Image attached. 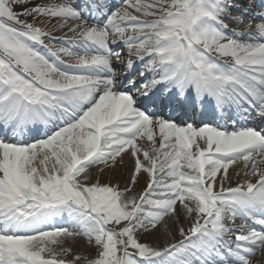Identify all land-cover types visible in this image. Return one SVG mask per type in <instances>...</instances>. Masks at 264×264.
I'll return each instance as SVG.
<instances>
[{
    "label": "snow or ice",
    "instance_id": "1",
    "mask_svg": "<svg viewBox=\"0 0 264 264\" xmlns=\"http://www.w3.org/2000/svg\"><path fill=\"white\" fill-rule=\"evenodd\" d=\"M258 253L264 0H0V264Z\"/></svg>",
    "mask_w": 264,
    "mask_h": 264
},
{
    "label": "bare ground",
    "instance_id": "2",
    "mask_svg": "<svg viewBox=\"0 0 264 264\" xmlns=\"http://www.w3.org/2000/svg\"><path fill=\"white\" fill-rule=\"evenodd\" d=\"M48 28L51 29V25H48ZM239 30L243 31L244 29L241 27ZM53 34L58 36L61 33L54 32ZM121 65H123V64L122 63L117 64L118 70H121ZM176 115L174 116V119L178 123H183V122L189 121V122L193 123L194 125H199L201 123V119H202L198 112L196 114H189L186 116H180V115L176 116ZM130 167H131L130 161L128 160L127 157H125L124 165L122 167L117 168V170L114 173L104 174V176L101 178V183H107L109 180H111L113 183L119 182L121 187H123L125 184V181L127 180V176H128V172L130 170ZM238 167H239V165H235V166H233L232 169L229 170L230 174H232V176L235 174V171L238 169ZM93 171H95V170H93ZM143 186H144V180L141 179L140 184L137 186L136 190L140 191V189ZM172 225H175V224H172ZM184 226L187 227L188 225L185 223ZM171 229H172V226H171ZM173 235H174L175 239L179 236L178 233H175V232H173ZM144 239L148 242L153 243V244H157V243L162 244L161 239H158V238L153 237V236H147V237H144ZM75 250L77 252H90L91 251L90 249H86L83 246L82 242L78 243L75 246ZM252 264H264V254L258 253L256 256L252 257Z\"/></svg>",
    "mask_w": 264,
    "mask_h": 264
},
{
    "label": "rangeland",
    "instance_id": "3",
    "mask_svg": "<svg viewBox=\"0 0 264 264\" xmlns=\"http://www.w3.org/2000/svg\"><path fill=\"white\" fill-rule=\"evenodd\" d=\"M244 2L245 3H247L248 2V0H244ZM257 3H259V0H257ZM234 27H237L235 24H230L229 25V29H232V28H234ZM122 56L124 57V60H123V62H122V64L124 65V63H126L127 62V60H128V56H127V50L126 49H123L122 50ZM133 60H135V58H133ZM138 62V61H137ZM137 66L139 67V64H137ZM123 68V66L121 67V69ZM131 76L134 78V79H136L137 80V83H139V81H140V79H138L139 77H138V72L137 71H133L132 72V74H131ZM133 91V93H135V90L133 89L132 90ZM186 122H189V121H186ZM119 168V167H118ZM230 175H232V174H230ZM235 182H236V178H235V174L233 175V183H232V186H235ZM240 223V221L238 220L237 221V225ZM172 226V230H173V232H175V233H178L177 231H176V225H171ZM180 239V237L178 236L177 238H176V240H179Z\"/></svg>",
    "mask_w": 264,
    "mask_h": 264
}]
</instances>
